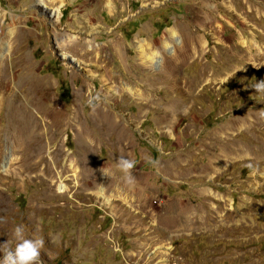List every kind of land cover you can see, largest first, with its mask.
Returning <instances> with one entry per match:
<instances>
[{"label": "rangeland", "instance_id": "374dc122", "mask_svg": "<svg viewBox=\"0 0 264 264\" xmlns=\"http://www.w3.org/2000/svg\"><path fill=\"white\" fill-rule=\"evenodd\" d=\"M14 20L8 82L44 77L18 97L80 178L16 179L0 108V244L22 225L42 264H264V0H0V35Z\"/></svg>", "mask_w": 264, "mask_h": 264}, {"label": "bare ground", "instance_id": "6f19581e", "mask_svg": "<svg viewBox=\"0 0 264 264\" xmlns=\"http://www.w3.org/2000/svg\"><path fill=\"white\" fill-rule=\"evenodd\" d=\"M30 14H33V12H30ZM20 22L22 21L14 20L8 23L5 34L0 35V57L3 58V50L7 49L5 45L11 44L14 46V33L20 27ZM11 33L14 34L13 37L10 36ZM68 41L69 38L67 37V40L64 42L62 41V43H68ZM150 57L154 59L155 55L152 54ZM5 59H0V108L2 109L5 105L7 107V127H5L6 129L3 134L6 135V140L10 142L9 144L12 145V155L14 156V158L12 157L9 172L19 181H24L28 176L25 173L30 170V167L32 168L34 165L43 163V169L46 170L47 176L37 173L35 178L45 181L49 190L58 185L59 181L66 179L69 186L61 183L59 186L60 192L64 195V193L70 191V187L76 186V184L78 185L77 180L80 178V169L76 164V160L71 158L70 154L67 152L65 153V160L60 162L61 145L59 144L57 148L53 146V141L60 128L55 127L45 116L36 119L32 112H35L33 106L27 101L20 100L17 94L18 89L20 90V88L26 86V84L31 83L28 88L26 87V93L28 94L31 92L39 97L49 92L50 86L48 87L45 85L44 77L38 78L35 76V74L31 72L32 69L31 71L26 70L22 75L18 76L17 79L13 78L9 84V74ZM67 124L69 127L74 125L69 120ZM1 131H3V129L0 127V133ZM4 146L2 141V143H0V160L7 155V149ZM98 190L99 192L97 191L96 194L103 197L105 189L100 187Z\"/></svg>", "mask_w": 264, "mask_h": 264}, {"label": "clouds", "instance_id": "9594fccd", "mask_svg": "<svg viewBox=\"0 0 264 264\" xmlns=\"http://www.w3.org/2000/svg\"><path fill=\"white\" fill-rule=\"evenodd\" d=\"M256 92H264V80L257 82L254 85ZM88 101L90 106L94 105V100ZM146 162L152 166H156L157 161L146 158ZM117 167L124 176L127 183L134 182L132 170L136 167V161L132 158L120 156L117 161ZM106 174V173H105ZM107 175V174H106ZM13 236L15 239V246H10V242L0 244V264H42L41 249L44 246L42 238L27 239L24 234V227L17 225L14 229ZM8 245V246H6Z\"/></svg>", "mask_w": 264, "mask_h": 264}, {"label": "crops", "instance_id": "0c3cea01", "mask_svg": "<svg viewBox=\"0 0 264 264\" xmlns=\"http://www.w3.org/2000/svg\"><path fill=\"white\" fill-rule=\"evenodd\" d=\"M175 33V35L177 36V32L176 31H173V34ZM194 39H191V38H188L187 39V41H186V43H187V52L188 53H192L193 51H192V46H194L195 45V43H194ZM192 51V52H189V51Z\"/></svg>", "mask_w": 264, "mask_h": 264}]
</instances>
